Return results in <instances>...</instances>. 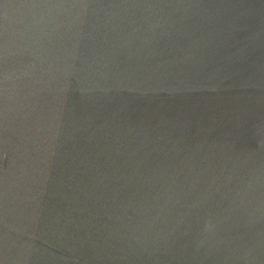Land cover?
I'll list each match as a JSON object with an SVG mask.
<instances>
[{
    "label": "water",
    "instance_id": "obj_1",
    "mask_svg": "<svg viewBox=\"0 0 264 264\" xmlns=\"http://www.w3.org/2000/svg\"><path fill=\"white\" fill-rule=\"evenodd\" d=\"M0 264H264V0H0Z\"/></svg>",
    "mask_w": 264,
    "mask_h": 264
},
{
    "label": "clouds",
    "instance_id": "obj_2",
    "mask_svg": "<svg viewBox=\"0 0 264 264\" xmlns=\"http://www.w3.org/2000/svg\"><path fill=\"white\" fill-rule=\"evenodd\" d=\"M69 7H72V6H69Z\"/></svg>",
    "mask_w": 264,
    "mask_h": 264
}]
</instances>
